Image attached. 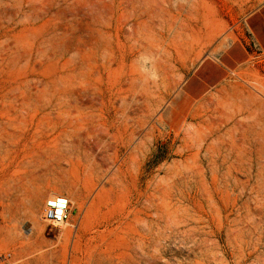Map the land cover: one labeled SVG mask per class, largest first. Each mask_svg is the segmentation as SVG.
<instances>
[{
  "label": "rangeland",
  "instance_id": "obj_1",
  "mask_svg": "<svg viewBox=\"0 0 264 264\" xmlns=\"http://www.w3.org/2000/svg\"><path fill=\"white\" fill-rule=\"evenodd\" d=\"M263 1L0 0V264H264V57L174 99Z\"/></svg>",
  "mask_w": 264,
  "mask_h": 264
},
{
  "label": "crops",
  "instance_id": "obj_2",
  "mask_svg": "<svg viewBox=\"0 0 264 264\" xmlns=\"http://www.w3.org/2000/svg\"><path fill=\"white\" fill-rule=\"evenodd\" d=\"M256 54L264 57V1L246 14L232 38L195 64L183 78L174 99H202L233 72L255 66Z\"/></svg>",
  "mask_w": 264,
  "mask_h": 264
},
{
  "label": "built area",
  "instance_id": "obj_3",
  "mask_svg": "<svg viewBox=\"0 0 264 264\" xmlns=\"http://www.w3.org/2000/svg\"><path fill=\"white\" fill-rule=\"evenodd\" d=\"M70 209V200L63 194L47 197L42 205L41 218L53 226L67 222ZM10 253L1 255L0 263L9 258Z\"/></svg>",
  "mask_w": 264,
  "mask_h": 264
},
{
  "label": "bare ground",
  "instance_id": "obj_4",
  "mask_svg": "<svg viewBox=\"0 0 264 264\" xmlns=\"http://www.w3.org/2000/svg\"><path fill=\"white\" fill-rule=\"evenodd\" d=\"M162 3H167L168 2V0H160ZM156 6H157V8L159 9V10H162V8L158 5V3L156 2ZM143 116H144V114H141L140 113V116H139V118H138V121H139V126H143L144 124H145V120H144V118H143ZM95 203V202H94Z\"/></svg>",
  "mask_w": 264,
  "mask_h": 264
}]
</instances>
